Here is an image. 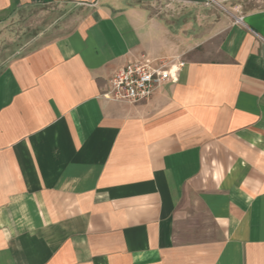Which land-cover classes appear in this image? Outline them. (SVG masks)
Masks as SVG:
<instances>
[{
	"label": "crops",
	"instance_id": "1",
	"mask_svg": "<svg viewBox=\"0 0 264 264\" xmlns=\"http://www.w3.org/2000/svg\"><path fill=\"white\" fill-rule=\"evenodd\" d=\"M139 1L0 0V29L81 15L0 67V264H264V0H162L242 24ZM142 59L183 66L146 102L101 96Z\"/></svg>",
	"mask_w": 264,
	"mask_h": 264
},
{
	"label": "rangeland",
	"instance_id": "2",
	"mask_svg": "<svg viewBox=\"0 0 264 264\" xmlns=\"http://www.w3.org/2000/svg\"><path fill=\"white\" fill-rule=\"evenodd\" d=\"M138 7L164 21L183 11L196 22L213 20L216 16L227 21L236 18L218 3H210L206 8L183 9L169 1L141 0ZM80 16L78 8L68 6L28 7L17 11L0 29V67L68 32L78 23Z\"/></svg>",
	"mask_w": 264,
	"mask_h": 264
},
{
	"label": "built area",
	"instance_id": "3",
	"mask_svg": "<svg viewBox=\"0 0 264 264\" xmlns=\"http://www.w3.org/2000/svg\"><path fill=\"white\" fill-rule=\"evenodd\" d=\"M235 23L242 24V18H235ZM182 66L164 63L153 66L144 59L131 61L113 73L101 96L116 103L146 102L160 86L175 83Z\"/></svg>",
	"mask_w": 264,
	"mask_h": 264
}]
</instances>
